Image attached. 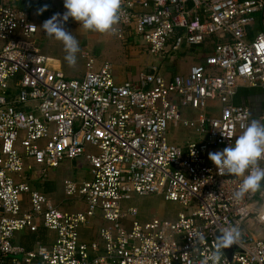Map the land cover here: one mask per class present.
I'll return each instance as SVG.
<instances>
[{
	"label": "built area",
	"instance_id": "1",
	"mask_svg": "<svg viewBox=\"0 0 264 264\" xmlns=\"http://www.w3.org/2000/svg\"><path fill=\"white\" fill-rule=\"evenodd\" d=\"M0 1V264H200L220 230L233 225L242 239L232 257L224 251L227 264H264V189L235 202L240 180L219 174L209 159L252 120L247 105L234 103L240 85L264 89V31L247 39L264 0H151L152 10L141 12L146 0H123L113 36L154 56L207 36L231 39L187 75L168 78L154 63L123 83L110 63L97 69L87 52L84 77H66L36 46L46 20L38 25ZM180 28L186 35H177ZM185 110L196 117L185 118ZM172 124L193 129L197 140L171 143ZM79 157L92 178L66 180L64 193L86 208L63 211L34 182ZM133 195L164 196L186 211L175 221L140 222L137 207L126 205ZM96 218L106 224L84 241ZM42 230L54 241L31 249L17 242L22 232Z\"/></svg>",
	"mask_w": 264,
	"mask_h": 264
},
{
	"label": "crops",
	"instance_id": "2",
	"mask_svg": "<svg viewBox=\"0 0 264 264\" xmlns=\"http://www.w3.org/2000/svg\"><path fill=\"white\" fill-rule=\"evenodd\" d=\"M1 2V1H0ZM7 3L12 5H17L21 7V9L26 10L29 13L30 19L40 25L42 21L50 19L53 15L67 11L64 7V0H6ZM146 2L149 4L148 6H140L138 5L139 12L141 11H151V0H146ZM44 6H47V10L44 11L42 14H37L38 9L44 8ZM73 26H71L72 33L76 35V37L79 39V42L83 46V50L81 52V58L85 61V68H86V59L83 57V53H89V55L94 58L95 60V66L96 68H100L104 63H112L107 60L106 57L103 59V64L101 66L97 67L96 62V56L93 53L94 44L99 43V37L94 35L92 32L84 31L82 28H80L79 23L75 22ZM67 30V29H66ZM264 31V11H258L254 13L252 16V22L247 27V39L248 40H254L255 37L260 33ZM187 29L186 28H180L177 30V35H186ZM113 36V35H112ZM48 37L47 35L43 34L41 31L36 37V46L38 49L46 54L44 51H50L52 47L55 46V39L48 38L46 39L47 44H43V38ZM114 37V36H113ZM231 39L226 37H218V36H207L205 37L204 43L198 46L188 47L185 46L182 49H180L177 52L169 51L166 53V56H164V59L166 60L167 57H169L171 60V67L168 68L169 74H166L163 72L161 66V72L168 78L175 77L179 75H187L189 73L190 68L193 65L203 63L206 56L210 55L214 49V47L219 42H230ZM42 42V43H41ZM54 45H52V44ZM103 45V44H102ZM101 46V45H100ZM50 49V50H49ZM207 49H210V52H208ZM92 50V51H91ZM104 48H101V55L102 56L105 52ZM84 51V52H83ZM56 54H46L51 59V65L57 69L61 70L66 77L70 79H79L81 80L84 75L82 74H75L69 70L67 67V62L64 59V56L61 54V52L55 51ZM105 56V55H104ZM106 58V60H105ZM150 62V60L147 58V62ZM160 62L164 61L163 58L159 59ZM151 64L156 63V60L154 62H150ZM182 63V64H181ZM150 64V65H151ZM158 64V63H156ZM148 65V64H147ZM149 65V66H150ZM149 66H146L148 70ZM190 66V67H189ZM113 67V65H112ZM115 68H118V71L120 72V67L116 66L113 67V71L115 74L116 81L119 83L125 82L127 79H131V76L129 77L127 73H121L117 74L115 73ZM182 71V74H179V71ZM86 72V69H85ZM145 72V71H141ZM140 71L135 73L138 75L141 73ZM135 75V76H136ZM137 77V76H136ZM135 77V78H136ZM234 103L237 105H247L252 112V119H260L261 115H264V89L262 88H249L244 85H240L238 88V92L236 96L234 97ZM185 118L187 119H193L196 117V113L194 111H188L185 110ZM169 140L173 144H177L179 146H184L188 140H197L196 133L191 128H185L183 125H170V133H169ZM211 152H214L212 150ZM69 165V166H68ZM37 168V167H34ZM78 168H80L78 170ZM77 170L82 175L74 174L73 176L67 175L65 172L70 170ZM31 173L27 170L24 173L25 177H28ZM91 173H90V167L84 157H79L74 161H66L63 164H61L58 168L53 169L49 176L45 179L44 182L39 183V180H36L34 182V186L36 189L40 190L44 194H46L47 197H49L53 203L59 207L63 211L67 212H78V211H84L86 208L85 202L78 197L76 198H69L64 193V182L66 180H74L78 182L88 181L91 180ZM261 200H264V193L261 195ZM28 206V205H27ZM101 218H96L95 220H98ZM94 220L92 221L93 225ZM100 222V221H99ZM100 229V228H99ZM258 231V230H256ZM31 234L30 232H22L17 237V242L20 243L21 236L23 234ZM84 237L83 240L90 242L91 240L95 239L93 228H87L83 231ZM35 235V234H34ZM56 236H53V232L49 231H41L39 236L36 237V241H40L43 244L51 243L54 241ZM94 238V239H93ZM33 244V246L35 245Z\"/></svg>",
	"mask_w": 264,
	"mask_h": 264
},
{
	"label": "clouds",
	"instance_id": "3",
	"mask_svg": "<svg viewBox=\"0 0 264 264\" xmlns=\"http://www.w3.org/2000/svg\"><path fill=\"white\" fill-rule=\"evenodd\" d=\"M67 10L62 16L57 13L42 25V30L49 38L62 43L64 59L69 67H75L78 54L81 52L79 41L65 29L69 18L79 23L87 32L103 35H115L123 15V0H64ZM47 6L38 9L42 14ZM244 130L222 151L210 152L209 159L219 170V174L235 177L240 180L239 188L233 193L235 202H241L249 193L264 189V118L252 119ZM215 239V247L210 255L200 264H227L224 250L233 245H240L242 231L239 225L223 228ZM197 242H204L203 233L198 234Z\"/></svg>",
	"mask_w": 264,
	"mask_h": 264
},
{
	"label": "rangeland",
	"instance_id": "4",
	"mask_svg": "<svg viewBox=\"0 0 264 264\" xmlns=\"http://www.w3.org/2000/svg\"><path fill=\"white\" fill-rule=\"evenodd\" d=\"M75 22L76 21L74 19L72 18L69 19L65 24V29H67V31L72 33V31H70L71 26L76 24ZM72 34L75 37L77 35V34L75 35L74 33ZM94 35L99 37L98 42L100 41V44L99 43L94 44V48H93L94 49L93 53L96 56L95 58L97 62V67L103 64L104 62L103 59L104 57H106L107 60L112 63L113 67L118 66L122 68L120 69L121 73H127L129 77L131 76V79H134L137 76L135 73L139 71L140 72L146 71L147 69L146 66H149L151 64L150 62H154V60H156V63H158V65L161 66L163 72H165L166 74H169L168 68L171 67V60H169L170 59L169 57H167L166 60L164 59V56H166V54L160 57H157V56L152 55L147 49L140 46V43L138 42H135V44H132V45L129 43L130 44L129 45L123 41L118 40L112 35H103L100 33H94ZM48 38L49 37L43 38V43L41 42L42 43L41 45L47 44L45 40ZM77 40L79 41L78 38ZM55 43H56L55 46L52 47L51 50L49 49L50 50L49 52L48 51H44V52L46 54L52 55V54H56L55 51H57V52H61V54L65 57L66 53L64 52L62 43L56 40H55ZM79 46L82 52L83 46L81 45L80 42H79ZM101 48L105 49L103 50V52L105 53L102 56H100ZM207 50L208 52H210V49H207ZM81 52L78 54L76 66L73 68L67 65V67L69 68V70L71 69V71L75 74L84 75L86 68H85V61L80 56ZM147 58L150 60V62L149 61L147 62ZM160 58H163L164 61L160 62L159 61ZM114 70H115L116 75L120 74V72L118 71V68H115ZM182 73L183 72L180 70L179 74H182ZM131 79H127V80H131ZM171 126H173V124ZM224 148L226 147L225 146L217 147L214 149V152L222 151ZM79 169L80 168H78V170ZM65 173L70 176H73L74 174L82 175L76 169L67 171ZM126 205L137 207L139 214L136 219L140 222H147L155 218H158L161 220L175 221L177 220L178 214L180 212L186 211L185 208L181 206L180 204L175 203V202L166 201L164 196H159V195H151V196H145V197L133 195L132 200L126 202ZM99 221L94 220L93 222L92 228H93L94 235H97L99 228L106 224V222L101 219H99ZM128 228H130V226H128ZM53 236H56V235L53 233Z\"/></svg>",
	"mask_w": 264,
	"mask_h": 264
},
{
	"label": "trees",
	"instance_id": "5",
	"mask_svg": "<svg viewBox=\"0 0 264 264\" xmlns=\"http://www.w3.org/2000/svg\"><path fill=\"white\" fill-rule=\"evenodd\" d=\"M258 231L260 232V230L258 229ZM36 235H33V234H23L22 236H21V239L22 240H20V244L22 245V246H24L25 248H27V249H31L32 247H33V244L35 243V241H36Z\"/></svg>",
	"mask_w": 264,
	"mask_h": 264
},
{
	"label": "water",
	"instance_id": "6",
	"mask_svg": "<svg viewBox=\"0 0 264 264\" xmlns=\"http://www.w3.org/2000/svg\"><path fill=\"white\" fill-rule=\"evenodd\" d=\"M237 250H238V248L235 245H233L231 248L225 249L224 251L226 252V254L229 257H232V255L234 254V252H236Z\"/></svg>",
	"mask_w": 264,
	"mask_h": 264
}]
</instances>
